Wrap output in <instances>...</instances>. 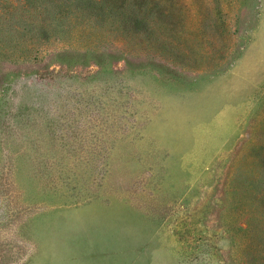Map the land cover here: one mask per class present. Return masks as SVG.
<instances>
[{
	"label": "rangeland",
	"instance_id": "374dc122",
	"mask_svg": "<svg viewBox=\"0 0 264 264\" xmlns=\"http://www.w3.org/2000/svg\"><path fill=\"white\" fill-rule=\"evenodd\" d=\"M0 264H264V0H0Z\"/></svg>",
	"mask_w": 264,
	"mask_h": 264
}]
</instances>
